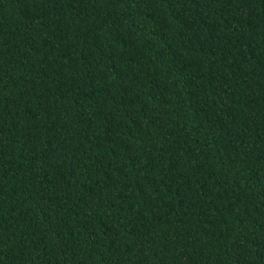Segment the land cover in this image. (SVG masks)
Here are the masks:
<instances>
[{"label": "trees", "instance_id": "obj_1", "mask_svg": "<svg viewBox=\"0 0 264 264\" xmlns=\"http://www.w3.org/2000/svg\"><path fill=\"white\" fill-rule=\"evenodd\" d=\"M0 264H264V0H0Z\"/></svg>", "mask_w": 264, "mask_h": 264}]
</instances>
